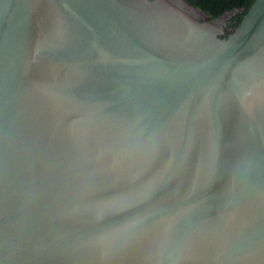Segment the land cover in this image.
Returning <instances> with one entry per match:
<instances>
[{
    "label": "water",
    "instance_id": "obj_1",
    "mask_svg": "<svg viewBox=\"0 0 264 264\" xmlns=\"http://www.w3.org/2000/svg\"><path fill=\"white\" fill-rule=\"evenodd\" d=\"M0 264H264V0H0Z\"/></svg>",
    "mask_w": 264,
    "mask_h": 264
},
{
    "label": "trees",
    "instance_id": "obj_2",
    "mask_svg": "<svg viewBox=\"0 0 264 264\" xmlns=\"http://www.w3.org/2000/svg\"><path fill=\"white\" fill-rule=\"evenodd\" d=\"M192 4L201 8L207 14L216 17L227 10L236 7H250L254 0H188ZM246 12L238 14L235 19L241 20Z\"/></svg>",
    "mask_w": 264,
    "mask_h": 264
}]
</instances>
